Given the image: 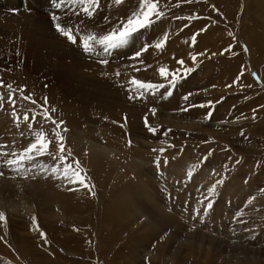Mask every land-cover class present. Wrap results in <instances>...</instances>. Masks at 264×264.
Masks as SVG:
<instances>
[{
	"label": "rangeland",
	"instance_id": "374dc122",
	"mask_svg": "<svg viewBox=\"0 0 264 264\" xmlns=\"http://www.w3.org/2000/svg\"><path fill=\"white\" fill-rule=\"evenodd\" d=\"M231 1L232 10L236 8L233 11H227L224 2L219 0H168L166 4L165 0H158V4H164L160 10L177 19L176 26L172 27V20L164 15L150 29L143 30L142 40L130 44V49L122 54L130 63L124 67L117 54L107 57V65L101 63L102 56L84 54L79 47V36L97 32V27L112 30L139 9L140 0H123L120 5L115 0H100L99 8H93L92 17L84 14L79 5L56 9L52 0H0V82L3 84L0 87V152L22 151L34 142L37 132H43L49 141V153L54 154L46 153L44 159L37 161L48 171L36 168L20 175L6 167L0 168L4 173L0 176V213L6 221L0 222V258L6 260L5 264H126L125 260L128 264H148L150 260L142 258L144 249L151 251L154 243L160 247L165 242L162 264H180L178 259L183 264H264V122L260 121L261 114L264 115V86L259 80L261 74L264 81V49L257 48L255 37L259 32L257 20L264 22V0ZM248 3L250 10L245 8ZM195 7L203 10V15H197ZM52 15L59 16V22L71 26L74 32L79 29L78 43L74 46L77 48L68 51L73 53L69 59L51 55L46 49L43 52L37 45V42L50 44L58 39L62 45L73 46L55 31ZM165 35L168 40L162 51L150 46L139 61L130 59L142 45H154ZM177 35L185 41L191 39L190 47L195 36L198 47L189 52L180 48L174 44ZM193 55L197 56L196 63L191 59ZM178 60H184L183 67ZM92 65L106 66L115 73L127 69L122 70L121 87H112L125 99L119 103L125 121L124 128L118 127L120 133L117 129L111 134L100 121L83 123L82 129L76 130L61 115L54 117L63 122L60 128L52 120H40L36 116L33 119L34 109L22 100L24 94L20 89L13 87L30 83V78L37 76L36 69L67 66L65 69H83L87 73ZM161 67L169 72L178 68L183 72L188 67L195 71L182 79L166 100L160 97L167 89L160 90L156 98L145 94L143 98L129 99L136 92L126 89L132 85V79L166 84L159 75ZM151 69H155L153 75L157 78L151 79L152 82L149 78L140 79ZM247 69H257L250 73L254 85L243 78ZM89 76L92 77L91 72ZM45 77L39 80V86L50 90V79ZM8 84L12 90L7 88ZM185 95L189 96V102L183 99ZM167 100H173L172 104ZM200 104L206 106L201 108ZM154 107L155 115L150 111ZM25 114L29 116L28 122L23 121ZM145 118L157 129L155 134L144 126ZM62 128L67 131H61ZM57 132L63 137L59 143H63L64 153L59 151ZM116 136H122L124 151L116 144ZM85 142L113 151L105 154L95 150L88 154ZM60 155L64 156L63 160L59 159ZM157 161L161 162L160 167ZM91 162L93 167L97 165L95 170ZM65 165L70 166V173H78L85 184L51 175L52 167H59L62 173ZM213 184H216L213 210L205 215L207 191ZM43 192L72 193L87 207L79 212L66 211L65 215L47 214L44 204L48 201L42 198ZM120 195L133 198L134 205ZM144 200L150 211L159 210L163 215L159 211L155 214L170 220L174 219L171 216L175 217L173 222L180 231L174 234L157 223H150L151 219L145 216L147 211L138 205ZM123 202L128 204L126 210L132 208L138 219L130 232L122 229L124 223L112 224L114 218L109 217L114 215L113 207ZM147 224L152 229L155 227L154 232L160 231L156 233V241L147 243L146 248L136 245L137 257L130 253L124 255L129 241L143 233L137 229ZM41 231L46 242L39 235ZM218 244L227 247V251L218 250L215 247Z\"/></svg>",
	"mask_w": 264,
	"mask_h": 264
},
{
	"label": "bare ground",
	"instance_id": "6f19581e",
	"mask_svg": "<svg viewBox=\"0 0 264 264\" xmlns=\"http://www.w3.org/2000/svg\"><path fill=\"white\" fill-rule=\"evenodd\" d=\"M219 1L220 2H224L223 5H225V8H226L227 11L228 10H232L233 2L231 0H225V1L219 0ZM166 3H168V0H165V4ZM250 5L251 4L248 3V5L245 7L246 10H248V9L250 10ZM159 7L163 8L164 4H159ZM235 9H233V10H235ZM188 10L191 11V8H188ZM193 10L196 11L195 13H197V15H199V16L203 15V13H204L203 10H201L199 7H195V8H193ZM197 15H195V17ZM165 16H166V18H169V19L172 20V22H173L172 27H175L176 23H177V19L171 18V15H169L168 12H165ZM262 21L263 20H260V19L257 20V25H258V28H259V32L255 33L256 35L253 34V32H252V36L255 35V37L258 38L257 41H256V45H257V48H259L260 50L264 49V26H262L264 24V22H262ZM96 30H97L98 33L96 31H94L92 34H95L97 36L107 34V32L110 31L108 29H100L99 30L98 27H97ZM139 36H141V35H139ZM139 36L133 41V43L137 42V41L140 42L142 40V36L141 37H139ZM178 36L179 35L174 37V40H175L174 44L175 45H180V48H182V49H184V50L189 52L190 50L195 49V48L198 47L197 43H195L193 41H192V43H194V44L191 43L192 47H190V43L189 42L191 41V39L185 41V40H182L181 38H178ZM29 38H31V37H29ZM254 38H253V40H254ZM37 45H40V47L42 48V51L46 49L49 53H50V51L52 52L51 55L56 54V56L60 55V56H63L65 58L67 57L68 59H69V56L71 54H73L72 52L69 53L68 51H71V50L77 48V47L74 48V46L69 47V46H66V45H62L61 44V40L59 41L58 39H56L54 42H50V44L48 42H41V43L37 42ZM257 48H255V49H257ZM127 49L121 50L120 52L116 53L119 56V59H122V61L124 63L123 64L124 67L130 65V63H128V61L123 57L124 55H122V54H124L127 51ZM129 49H130V47H129ZM259 49H257V51L259 53L263 51V50L259 51ZM247 58H248V56H247ZM73 60H74L73 62L77 63L76 60L74 59V57H73ZM157 66H159V65H157ZM65 68L64 69H36V71L38 72L37 76H36V78H35V76L33 78L31 77L30 78L31 80H29L30 83H28L27 85H22V84L18 83L16 85H14L13 87H16L18 89H24V91H23L24 95H23V99L22 100H25L28 104L31 105V107L34 109V111L36 113L35 116L37 118H39L40 120H42L44 118V114H43V112L40 109V105L44 104V97H47V101H48L47 107L49 109V112H50L51 116L53 118L57 117L59 115L63 116L65 118V120L68 122V124L70 125L71 129H76V130L77 129H82L81 127H82L83 123L97 122V121L102 122L104 126L106 125L107 126V130H109V132L111 134H114L113 131H116L118 129V127L124 128L125 125H124L123 122H125V121L123 119L124 115H122V113L124 111L121 109L119 103L124 101L125 99L123 98V94L119 90L117 91V90L113 89L112 87H121V84H122V79H121L122 70H127V69H120V71L117 72V73H119V75H117V73H115L114 70H111V69L107 68L106 66L96 67V66L92 65V68L89 69L87 71V73L83 72L84 71L83 69H65ZM68 68H70V67H68ZM133 70L138 71V72H143L142 69H133ZM252 70H257V69H247L246 74L244 73L245 75H244L243 78H247V80L251 84L254 85V82L251 81V76H250V73H251ZM41 71H42V74L39 73ZM154 71H155V69H151L150 71H146L147 73L144 74V75H141L142 77L140 79L149 78V81L152 82L151 79L157 78V77H155V75H153ZM90 72L92 73V77L89 76ZM258 74H259V72H258ZM45 76H47L50 79L49 82H51V86H52V88H50V90L43 89L44 85L43 86L42 85L39 86L40 85L39 84V80L43 79V77H45ZM39 77H41V78H39ZM259 80L261 81V83H263V86H264V81H263V78L261 77V74H260V79ZM235 82H238V81H235ZM126 89H129V90H132V91H136L134 85H131V86L127 87ZM136 96L139 97V93L137 91L134 94L131 95L132 98H134ZM20 97H21V94H20ZM24 97H31V100L24 99ZM32 100H35L37 103L33 104L31 102ZM154 101L155 100H153V104H154ZM172 102H173V100L172 101L167 100L168 104H170V103L172 104ZM52 108L56 109V111L55 112H51ZM31 111H30V113H31ZM260 121L264 122V115L263 114H261ZM128 128H130V127H128ZM120 132L121 131L119 130V133ZM110 133L107 134V135H109L111 137L112 135ZM121 137L122 136H118L117 138H115V140H116V144L120 145L122 147L121 149L123 150L124 143H123V140H122ZM50 139H51V137H50ZM75 139L77 140V138H75ZM78 143H80V142L78 141ZM85 143H86L85 145L87 146L85 148V150H86L85 152L87 153V151H88V154H90L91 152H94L95 150H97L99 153H100V151H103V152L105 151L104 152L105 154L106 153L109 154L110 151H113L112 148L111 149H106V148H102V147H100L98 145L95 146V144L93 145L90 142H85ZM114 144H115V142H114ZM78 151H79V149H78ZM120 151H119V149H116V152H120ZM107 156L109 157V155H107ZM43 159H44V157H43ZM92 161H93V159H92ZM91 166H92V162H91ZM96 166L94 164V167H96ZM95 169L96 168H94V170ZM101 169H103V168H101ZM100 173H102V172L100 171ZM103 173H104V171H103ZM96 174H95V176H96ZM97 176H99V175H97ZM101 178H103V177L101 176ZM100 186H101V184H100ZM31 193H32V191H31ZM33 194H34V191H33ZM30 195H31V197L33 196L32 194H30ZM61 195H62V193H60V192H58V193H54V192L53 193H46V192H43L42 195H41L42 198L44 200H46V202L48 201L46 204H44V209L46 210L44 212H47V214H50V215L53 214L54 212H57L59 214L65 215L66 211L79 212L81 209L83 210V208L87 207V205H84V204L81 203V198H75L72 193H68V194H65V195H62V196ZM120 197H121V195H120ZM121 198L126 199L127 201L129 200L130 203L134 201L133 198H128L126 195H125V197H121ZM145 200L143 202H145ZM171 200L172 199H170V201ZM127 201H126V203H127ZM143 202H141V201L138 202V205H140V206L143 205L144 211L145 210L147 211L146 212L147 215L145 214L144 211H142V212H144L145 216H147L149 219H151L150 223H152V222L153 223H157L158 226H160L162 228H165L166 230H168V232L171 231L174 234H177L178 231H180L181 228L178 230L177 229L178 227L175 226L176 223L174 224V222H173L175 217L171 216L170 218H174V219L170 220L168 216H167L168 217V219H167V218H165L166 216L164 217V216H160L159 214H155V213H158L159 210L156 211V212L150 211L152 209H150V210L148 209V206L146 205L147 202H145L144 204H143ZM117 203H119V201ZM170 204H171V202H170ZM127 205L128 204H125L123 202V203L119 204L118 207L111 206V207H113V210H111V209L110 210L114 212V215L112 214L113 217H112V215L109 216V217H111V219L114 218L113 219L114 222H111L112 224L120 225V224L124 223V227L122 226L123 227L122 229L125 230V231L129 230V232H130L131 229L135 228V226L137 225L136 223H137L138 219L135 218L136 215L133 212L132 208H130V210L128 209V211L126 210ZM133 205H134V202H133ZM176 206H178V205L176 204L175 207ZM175 209H177V208H175ZM162 212H165V211H162ZM168 213H170V212H168ZM168 213L167 214L164 213V214L168 215ZM109 214H111L110 211H109ZM160 214H162V213L160 212ZM169 215H171V214H169ZM140 216H141V214H140ZM180 216H181V214H180ZM179 218H177V219H179ZM115 221H117V222H115ZM175 221L177 222V220H175ZM149 226H150V224H147V225L141 226L140 228L137 229L138 232L140 230V232H143V233L138 235V236H135L136 237L135 239H131V241H129V244L126 246V247H128L127 248V254H124V255H128L130 253L134 257H137L138 256V252H137L136 245L139 246L138 248H140V246L146 248V244L147 243H149L151 245V243H154L156 241L157 236H158L157 232H159V234H160V231L154 232L155 230H153V229H155V227L152 229ZM153 226H156V225L153 224ZM126 227H128V228H126ZM179 227H180V225H179ZM156 229H159V228H156ZM134 234L136 235V231L134 232ZM16 241L22 242V240L18 239V238H16ZM157 244L158 243H156V244L154 243V248L151 249V251L144 249V254L142 255V258L150 260L148 264H162L163 261H164L163 260L164 259L163 254L166 252L167 243L165 242V244L160 246V247H158ZM152 246H153V244H152ZM215 247H217L218 250L227 251V249H226L227 247H225L224 245L218 244V246H215ZM150 248H152V247H150ZM169 249H171V248H169ZM119 252L121 253V251H119ZM190 253L191 252L189 251V254ZM199 254H201V253H199ZM201 257H202V255H201ZM175 258H176V256H175ZM178 258H180V257H178ZM188 258H189V256H188ZM170 259H172V258L170 257ZM190 259H193V257L190 258ZM5 263H6V260L4 258H0V264H5ZM125 263L128 264L129 262L127 260H125ZM178 263L183 264L180 259H178ZM108 264H110V263H108Z\"/></svg>",
	"mask_w": 264,
	"mask_h": 264
},
{
	"label": "snow or ice",
	"instance_id": "6c2138e0",
	"mask_svg": "<svg viewBox=\"0 0 264 264\" xmlns=\"http://www.w3.org/2000/svg\"><path fill=\"white\" fill-rule=\"evenodd\" d=\"M123 3V0H115V4L120 5ZM67 5H79L81 8V11L86 14L88 17H92L94 15L93 8H99L100 6V0H52V6L56 9H60ZM165 13L160 10L158 0H140L139 9L137 11H134L126 21H120V23L113 27L112 30L108 31L107 34L104 35H95V34H86V35H80L79 36V47L82 49V52L84 54H87L88 56H102L104 59L101 60V63L104 65H107L109 63V60L107 57L113 56L114 54L120 52L121 50L127 49L130 44L133 43V41L138 37V35H142L143 30L150 29L153 24L159 20V18L163 17ZM155 18V19H154ZM188 19H192V17H189ZM51 20L54 25L55 31L60 34L62 37H64L71 45L75 46L78 43V37L77 32L79 29H77L75 32L71 26H65L60 21V17L57 15H52ZM231 36L232 34L229 33ZM168 40V36L165 35L161 40L156 42L154 45L144 44L142 47L134 52L130 56V59L133 61H139L140 58L144 55V53H147L149 51V47H154L156 50H163L165 47V44ZM193 42H195L196 37H192ZM230 51V49H229ZM244 51H248V49H244ZM193 63H196L197 56L193 55L191 57ZM177 63L183 67L185 62L184 60H178ZM193 71H195L194 68L188 67L183 72L180 71L178 68L174 72H169L166 67L159 68V75L161 78L167 81V83H144L138 79H132L130 83L135 86L136 91L139 93V97L143 98L145 94L150 95L153 98H156L158 93H160V90L167 89L166 92L161 94L162 99H168L174 94V90L178 87L179 82L182 79H185L190 75ZM119 75V73H117ZM3 84L0 82V87H2ZM7 88L9 90H12V85L8 84ZM21 93H23L24 89L19 90ZM24 99L31 100V97H24ZM129 99H132V97H129ZM185 102H189V96L185 95L184 98ZM11 102V101H10ZM33 104L37 103L35 100L31 101ZM48 101L47 97H44V104L40 105V109L44 114L45 119L52 120V122L60 128L63 124L62 121L55 120L47 107ZM192 107H195L197 105H191ZM201 108H204L205 104L198 105ZM208 107H211V103L208 104ZM187 110V107L184 109ZM56 109L52 108L51 112H55ZM153 115L156 113V108H152L150 110ZM15 116L16 114L13 113ZM207 116L209 119L212 116L211 111L207 113ZM19 117H16V123L19 125ZM33 119H35V114L33 115ZM23 121L28 122L29 116L25 114L23 116ZM144 126L147 128V130L153 134L157 132V129L154 127H151L149 125L148 119H144ZM29 128H31V124H29ZM61 131L66 132V128H62ZM58 137V143L59 141L63 140V137L61 136L60 132L56 133ZM130 143V142H129ZM7 147V146H5ZM59 151L60 153L65 152V147L63 143H59ZM163 151V150H161ZM53 155L52 153H49V141L45 139L43 132H37L35 134V140L34 142L29 143V145L24 148L22 151H15L12 150L10 152H0V158H5L0 161V168H8L10 171L16 172L20 175H24L26 172L34 171V169L39 168L42 172L48 171V169L45 168L43 163H37L38 159L41 157H44L45 154ZM60 160L64 159L63 155L59 156ZM157 167L161 166V162L157 161ZM165 163H167L165 161ZM77 167L79 168V162H77ZM4 175L2 171H0V176ZM51 175L55 176L58 179H66L71 183L79 182L80 184H85V180L80 177V175L76 172L70 173V166L65 165L63 168V172L61 173V170L59 167H52L51 168ZM189 177L192 176V173H188ZM217 183H222V181H217ZM215 189L216 184H213L207 191V202H206V210L205 215L207 214L208 210H213V200L215 198ZM0 222H6L5 221V215L3 213H0ZM34 228L36 227V218L33 217L32 220ZM38 230V228L36 229ZM39 235L45 239L46 237L44 232H39Z\"/></svg>",
	"mask_w": 264,
	"mask_h": 264
}]
</instances>
